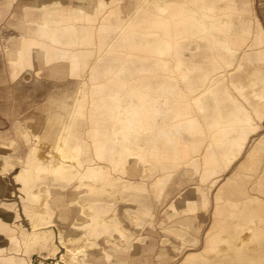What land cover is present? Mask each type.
Returning a JSON list of instances; mask_svg holds the SVG:
<instances>
[{
    "label": "bare ground",
    "instance_id": "bare-ground-1",
    "mask_svg": "<svg viewBox=\"0 0 264 264\" xmlns=\"http://www.w3.org/2000/svg\"><path fill=\"white\" fill-rule=\"evenodd\" d=\"M91 2L78 0L71 13L56 12L62 21L49 19L27 26L28 34L37 33L24 40L23 64L37 74L46 69L51 77L79 81L67 122L61 124L47 115L35 121L40 124L30 123L44 133L34 135L25 162L16 157L12 166H23L17 174L5 169L10 157L0 150L4 160L0 253L21 251L26 238L54 239L56 224L78 208L84 214L92 211L81 226L94 235L101 233L104 244L98 248L90 238L81 234L76 238L71 236L74 229L67 230L73 243H48L43 264H142L152 259L150 252L158 245L160 233L164 250L158 264H264V135L234 166L249 137L264 127V49L260 50L262 35L249 4L246 0H130L123 5V19L105 26V36H97V12L104 9H92L91 16L86 10ZM71 15L80 16L76 37L70 28ZM140 24L150 29L156 37L153 41L135 33L125 35ZM126 39L146 53L134 61L136 69L128 74L133 82L124 81L122 95L115 92L118 98L104 101L109 102L105 109L94 98L102 96L100 78L119 80L115 72L121 68L98 72L96 65L104 68L105 51L120 50L119 41ZM164 50L167 59L148 61L154 51ZM95 53L96 65L82 67ZM148 72L153 83L141 84ZM41 159L39 172H33ZM181 166L187 179L194 174H199L198 179L212 174L214 179L204 192L194 187L196 200L182 198L171 204L176 216L167 221L164 215L159 232L155 227H138L132 212L127 222L115 216L105 220V225L133 226L115 227L118 237L106 236L104 227L94 232L90 228L100 220L99 214L117 211L115 200L128 205L138 202L137 212L144 213L145 192L159 190L154 195L160 197L166 180ZM153 170L155 176L149 180ZM201 209L213 218L204 232L194 222ZM123 210L118 214H125ZM50 224L53 227H47ZM143 244L147 252H141ZM186 249L191 251L184 254Z\"/></svg>",
    "mask_w": 264,
    "mask_h": 264
},
{
    "label": "rangeland",
    "instance_id": "rangeland-1",
    "mask_svg": "<svg viewBox=\"0 0 264 264\" xmlns=\"http://www.w3.org/2000/svg\"><path fill=\"white\" fill-rule=\"evenodd\" d=\"M32 1V0H31ZM101 1H107L109 2V5L107 4L105 7H103L100 3ZM249 4V8L252 11V13L256 16V24L257 27L260 28L261 31V40L262 43L260 45V50L262 51L264 49V14L262 12L264 2L262 4V1L264 0H246ZM72 4H76V0H69ZM130 2V0H92L91 5L86 8L88 10V14L92 13L91 16H93L92 9L99 8L104 9V11L97 12L98 19H97V36L100 34L105 36L106 33L104 31V27L107 25H114L116 24L118 19H123V5L125 3ZM71 7V8H70ZM74 8V6H67L64 5L63 7L57 6V7H50L47 9L44 20L53 19L55 21L60 20L62 21V18L60 14H56V12H62V13H71ZM72 10V11H71ZM11 12L15 13L16 16L12 17L11 15H7V17L0 21V44L1 47L9 41V38L13 35L18 34V30L14 29L8 21H11L12 23L19 21V12L15 8H11ZM79 15V14H78ZM72 16L73 19L70 25L71 32L73 36H77L76 32V23L77 19H79L80 16ZM81 15H84V12H82ZM120 17V18H119ZM134 17H140L134 15ZM132 19V18H131ZM41 23H45L44 21ZM55 33H57L56 29L54 30ZM127 33L125 34L127 36H131L133 33L138 34L140 37L144 38L147 41H153L156 37L150 33L149 28H143L141 27V24L139 25V28L135 31L131 32V30L127 29ZM98 40V39H97ZM50 43H53L54 39L49 38ZM121 42V48L118 49H110L105 54V60L106 62L103 64L104 68L102 66L96 65L95 61H99L97 59L98 53H95L89 59L86 65H83L82 67L90 65V63L96 65V69L98 72H102L108 69H111L112 73L117 68H121L120 71H116L115 73H119V80L108 78L102 79V76L100 78L102 82H100L101 86L99 91L101 92L102 96H96L94 97L101 106H103L104 101H110L111 98H118L119 95H117L115 92H119L121 95L123 93V90L125 88L124 81H127L128 83H132L133 81L129 80V75L131 74V68L136 69V62L139 60V58L146 53V51L134 47L133 43L130 41V39L126 40H120ZM22 45L20 46L21 49L18 54L15 55L14 51L11 53H7V62L10 68L12 69L11 73L9 71V68L7 67V64L5 62V56L2 50H0V149H6L7 157H13L16 156V154H20L21 159L25 162L26 158H28L29 153L34 145L35 136L34 135H41L43 134L41 131H37L35 128L32 130L30 127H28V120L31 112H40L39 116H51L57 121H62L61 124L68 121L69 112L71 110L72 102L74 101L75 93L77 91L75 83L79 80L71 79L66 77H62L60 75L51 77L49 74V71L44 69L42 74H37L35 69L28 67L23 64L21 60V55L25 52L24 49V40H21ZM2 49V48H1ZM154 57L148 58V61L156 62V60H162L168 58V52L164 50L162 53L153 52ZM116 59L121 61H115ZM110 62H107L109 61ZM123 60V62H122ZM129 62H133L134 65L131 64V66H128L130 64ZM151 62V63H152ZM146 63V62H144ZM148 63V62H147ZM127 64V66H126ZM141 65H138L139 67ZM26 70H29L30 72H27ZM88 70V68H87ZM22 71V75L17 79L13 80L15 75H19ZM29 73V74H28ZM36 74V75H35ZM12 75V78L11 76ZM156 75V74H155ZM154 75V77H155ZM106 77V75H105ZM147 79H142L140 81L141 84H151L153 83V80L150 79L151 74L148 72ZM149 78V79H148ZM99 80V81H100ZM155 82V80H154ZM131 86V85H130ZM132 87V86H131ZM111 97V98H110ZM92 97H88L87 100L91 99ZM34 102V103H33ZM34 104V105H32ZM109 102L104 103V108L108 109ZM106 114V112H105ZM107 115V114H106ZM88 116V115H87ZM108 120V117L106 118ZM105 122L108 124L109 122ZM27 121V122H26ZM57 126V125H56ZM264 126V122H263ZM18 127V128H17ZM56 128V127H55ZM52 127V130L55 129ZM109 129V127H106ZM51 129V128H49ZM259 133V134H258ZM258 133H254L249 137V140L247 141L243 153L237 160L235 161L234 166L242 161V159L245 157L247 152L249 151L251 145L253 144L254 140L258 139L259 137L264 135V127L260 129ZM15 154V155H14ZM10 162H4L0 160V171L3 170L2 163L5 164V169L11 170L12 173L17 174L23 166L17 165V167H13V163L15 164L17 160L15 158L9 159ZM94 162H96L94 160ZM38 166H36L33 169V172L37 173L39 172V165L42 163V159L37 161ZM69 165L64 166V169H68ZM20 167V168H19ZM182 167L176 169L173 174L166 180L165 190L161 193L160 197H156L154 194L159 193V190H157L155 193H152L151 191H146L145 196L141 200V205L143 206L142 209L145 210V212L138 211L137 208H139L138 202H132L134 205H128L127 202L123 200H115V207L117 208V211L113 213H105V214H99L100 220L96 221V223L93 225V227H90L93 232L100 229H105L106 236L109 237H118V232L115 227H133L130 225V223H127L126 225H118V222L116 225H105V220H111L110 218L112 216L116 217V220L120 222H127L129 218L130 212L135 214L138 219V227H155L157 232L160 231L159 227L161 226L160 220L165 215L167 218V221L173 220L176 216L174 214L176 211L170 210L171 204L174 202H178L180 199L185 198L188 201L196 200L197 195L196 191L201 193L207 190L209 187L211 181L214 179L213 175L211 174L209 178L204 179H198L199 174H194L191 179H187L186 175L182 172ZM233 168H231L229 171H231ZM156 171V168H155ZM154 170L152 171V174L149 176L152 178V176H155ZM228 171V172H229ZM227 172V173H228ZM226 173V174H227ZM230 173V172H229ZM15 176V175H14ZM97 182V181H96ZM197 187L196 191L194 187ZM88 188V186L86 185ZM153 190H155V186L152 184ZM168 194L167 197L165 195ZM215 190L213 189L210 192V200H211V208L213 207V204L215 203L214 199ZM96 203H102V202H96ZM48 206V205H47ZM49 207V206H48ZM131 207H135V209H130ZM182 207V205L179 206V209ZM123 208V212L125 214H118L119 210ZM179 211V210H178ZM177 211V212H178ZM121 212V211H120ZM141 212V213H140ZM14 217L16 212H13ZM198 214H200V217L195 219L196 227H204L203 232L205 229L209 226L210 223H212V216L210 212H206V210L201 209L198 211ZM104 216V217H103ZM92 217V211L90 214H84L81 209L76 210V214L69 216L68 218L64 219V222L60 224H56V228L58 229L56 231L54 239H45L43 235L32 238V240H29L28 238L25 239V242H28L25 245H21V251H16V249H10L8 251L9 254H3L0 253V263L1 264H43L45 257L43 256L46 246L48 243H53L54 245L58 246L61 245L62 241H68L70 244L73 243L72 240L69 239L66 235L79 236L80 234L83 236H86L87 238L91 239V242L94 241V243H97L98 248H101L104 242L102 241V234L100 235H94L86 230L85 227L81 226V222L84 219H90ZM84 218V219H83ZM47 227H53L51 224ZM71 229H74V232H71ZM67 230L71 232V234H67ZM120 236V235H119ZM121 238V236H120ZM164 236L160 233L158 237V245L150 252L152 255V259L148 262H143L142 264H158V258L160 257V253L162 250H164ZM202 243V238L201 242ZM201 246L198 245L195 250H198ZM142 251L141 252H147L145 244L141 246ZM191 251L190 249H186L184 251V254ZM183 254V255H184ZM5 255V256H2ZM8 255V258L6 259V256ZM78 255V254H77ZM183 255L181 257H183ZM81 257L82 261H86L85 258H83L82 255H78ZM128 259H125L127 261ZM113 262V260H112ZM114 263V262H113ZM132 264H136L135 262ZM175 264V263H174Z\"/></svg>",
    "mask_w": 264,
    "mask_h": 264
},
{
    "label": "crops",
    "instance_id": "crops-1",
    "mask_svg": "<svg viewBox=\"0 0 264 264\" xmlns=\"http://www.w3.org/2000/svg\"><path fill=\"white\" fill-rule=\"evenodd\" d=\"M77 1L78 0H76V2ZM64 5H66L67 7V6H71L72 3L69 2V0H32V1L31 0H0V21L4 20L8 14L11 15L12 17L16 16L15 13L11 12V8H13L14 6L17 9V11L20 13L18 22H16V20L13 23L11 21H8V23L14 29L18 30V34L10 37L9 41H7V43H5V45H3L2 47L0 44V50H2L4 53L5 62L7 64V67L9 68L10 73L12 69L10 68L7 62V53H11L12 51H14L15 55L18 54L21 49L20 46L22 45L21 40H26L29 37L30 38L36 37V33H37L36 31L33 34H28L26 30L27 26L33 27L36 25L37 21L43 22L48 8L57 7V6L63 7ZM26 71L30 72L29 70ZM22 74L23 73L21 71L19 75L14 76L13 80H17ZM10 76L12 78V75ZM39 113L40 112L30 113L29 119L31 120H28L27 125L32 130L34 129V127L31 124H40L39 122L36 123L35 121L37 119L39 120L44 119L45 117V116L44 117L39 116L38 115ZM16 157L21 159L19 152L18 154H16V156L10 157V159L15 158L16 160H18Z\"/></svg>",
    "mask_w": 264,
    "mask_h": 264
}]
</instances>
